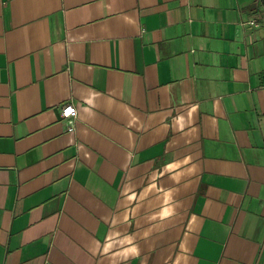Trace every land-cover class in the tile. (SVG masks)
Returning <instances> with one entry per match:
<instances>
[{
    "label": "crops",
    "instance_id": "crops-1",
    "mask_svg": "<svg viewBox=\"0 0 264 264\" xmlns=\"http://www.w3.org/2000/svg\"><path fill=\"white\" fill-rule=\"evenodd\" d=\"M260 9L0 0V264H264Z\"/></svg>",
    "mask_w": 264,
    "mask_h": 264
},
{
    "label": "built area",
    "instance_id": "built-area-1",
    "mask_svg": "<svg viewBox=\"0 0 264 264\" xmlns=\"http://www.w3.org/2000/svg\"><path fill=\"white\" fill-rule=\"evenodd\" d=\"M261 9L259 15L247 20L246 23L252 27L264 29V0H260ZM60 113L62 118L67 120L68 129L73 130L78 118V107L73 102H66L61 106Z\"/></svg>",
    "mask_w": 264,
    "mask_h": 264
},
{
    "label": "clouds",
    "instance_id": "clouds-1",
    "mask_svg": "<svg viewBox=\"0 0 264 264\" xmlns=\"http://www.w3.org/2000/svg\"><path fill=\"white\" fill-rule=\"evenodd\" d=\"M173 211H174L173 209L166 208L161 214L162 218L172 215ZM127 240H128L130 247L124 249L125 259L130 257V256H134V255L139 254V248L132 243V238H127Z\"/></svg>",
    "mask_w": 264,
    "mask_h": 264
}]
</instances>
